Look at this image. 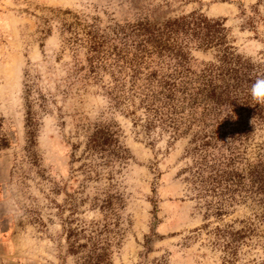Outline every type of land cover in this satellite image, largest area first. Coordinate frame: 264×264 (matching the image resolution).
<instances>
[{
  "label": "rangeland",
  "instance_id": "obj_1",
  "mask_svg": "<svg viewBox=\"0 0 264 264\" xmlns=\"http://www.w3.org/2000/svg\"><path fill=\"white\" fill-rule=\"evenodd\" d=\"M256 0H0V264H74L66 254L64 228L99 221L106 196L121 197L124 231L112 264H224L221 246L203 230L204 207L186 182L189 139H171L159 129L150 135L133 125L130 107L109 101V63L88 73V40L100 52L120 48L116 35L147 23L159 27L192 12L223 19L235 53L264 64V8ZM79 40V41H77ZM93 41V40H92ZM188 66L199 73L217 63L215 49H186ZM100 65V64H99ZM115 72V71H114ZM27 86L30 95L26 100ZM29 103V108L27 105ZM37 121L30 144L26 111ZM238 112L239 129L251 126L244 156L253 160L264 142V121L252 124ZM114 122L128 159L114 174L88 177L73 151L79 126ZM264 208L236 206L223 219L253 221L256 236L239 249L235 264H252L264 254ZM236 224L234 228H239Z\"/></svg>",
  "mask_w": 264,
  "mask_h": 264
},
{
  "label": "trees",
  "instance_id": "obj_2",
  "mask_svg": "<svg viewBox=\"0 0 264 264\" xmlns=\"http://www.w3.org/2000/svg\"><path fill=\"white\" fill-rule=\"evenodd\" d=\"M264 8L256 0L254 11ZM228 28L223 19H209L192 12L156 27L147 23L129 25L116 35L120 48L100 52L95 39L88 40V73L109 63L112 82L107 96L113 106L130 107L133 125L145 134L159 129L175 140L187 137L185 154L191 164L184 170L193 196L204 207L203 230L213 219L221 221L211 233L215 245L221 246L224 264H235L239 249L256 236L252 221L223 219L236 206L250 203L264 208V142L257 146L253 160L245 158L241 147L246 143L251 126L239 129L233 122L236 112L252 124L264 121V107L254 106L248 86L257 75L264 74V64L254 63L235 53L229 45ZM79 41V40H77ZM193 44L200 49H215L217 63L199 73L188 66L186 49ZM100 64V65H99ZM115 71V72H114ZM30 95L27 86L26 100ZM29 108V103L27 109ZM25 126L30 144L34 142L37 121L26 111ZM81 140L72 150H81L77 158L88 177L113 180L128 159L120 141L119 126L114 122L81 125L75 133ZM121 197L95 198L93 205L106 213L104 219L73 224L64 228L66 254L74 264H112L113 250L119 248L124 231L120 227ZM264 224V214L256 216ZM238 224L239 228H234ZM252 264H264V254Z\"/></svg>",
  "mask_w": 264,
  "mask_h": 264
},
{
  "label": "clouds",
  "instance_id": "obj_3",
  "mask_svg": "<svg viewBox=\"0 0 264 264\" xmlns=\"http://www.w3.org/2000/svg\"><path fill=\"white\" fill-rule=\"evenodd\" d=\"M248 94L250 95L254 106L264 107V74L257 75L248 86Z\"/></svg>",
  "mask_w": 264,
  "mask_h": 264
}]
</instances>
